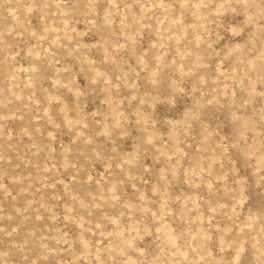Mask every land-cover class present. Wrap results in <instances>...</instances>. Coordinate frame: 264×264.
I'll return each mask as SVG.
<instances>
[{"label": "rangeland", "instance_id": "rangeland-1", "mask_svg": "<svg viewBox=\"0 0 264 264\" xmlns=\"http://www.w3.org/2000/svg\"><path fill=\"white\" fill-rule=\"evenodd\" d=\"M0 264H264V0H0Z\"/></svg>", "mask_w": 264, "mask_h": 264}]
</instances>
